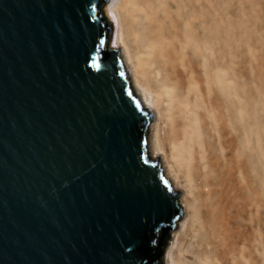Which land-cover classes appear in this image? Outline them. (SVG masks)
Masks as SVG:
<instances>
[{
  "label": "water",
  "instance_id": "95a60500",
  "mask_svg": "<svg viewBox=\"0 0 264 264\" xmlns=\"http://www.w3.org/2000/svg\"><path fill=\"white\" fill-rule=\"evenodd\" d=\"M108 0H0V264H159L181 190Z\"/></svg>",
  "mask_w": 264,
  "mask_h": 264
},
{
  "label": "bare ground",
  "instance_id": "6f19581e",
  "mask_svg": "<svg viewBox=\"0 0 264 264\" xmlns=\"http://www.w3.org/2000/svg\"><path fill=\"white\" fill-rule=\"evenodd\" d=\"M103 12L114 23L111 45L120 46L134 94L155 113L148 124L147 153L161 155L163 175L174 188L184 189L178 197L184 219L162 264H241L239 252H244L231 226L232 213L254 209L252 155L236 153L237 134L225 135V111L234 99L225 100L221 74L209 75L206 46L198 49L189 39L199 20L191 17L188 27L182 21L159 22V0H108ZM114 13L120 18L114 20ZM197 221L205 237L193 236V246L178 257L183 235L198 230ZM247 255L254 264L251 248Z\"/></svg>",
  "mask_w": 264,
  "mask_h": 264
},
{
  "label": "rangeland",
  "instance_id": "374dc122",
  "mask_svg": "<svg viewBox=\"0 0 264 264\" xmlns=\"http://www.w3.org/2000/svg\"><path fill=\"white\" fill-rule=\"evenodd\" d=\"M202 15H205L204 20ZM191 17L200 24L189 39L198 49L206 46L209 75L213 78L221 74L225 81L221 87L225 100L234 99L232 109L225 111V135L237 134L236 153L246 151L252 155L254 209L246 206L242 212L232 213L231 226L238 232V247L244 252H239L241 264H251L247 255L249 248L254 264H264V0H159V22L182 21L183 26L188 27ZM115 18L120 16L114 13L113 19L117 20ZM183 26H180L181 34ZM235 93L240 96L235 97ZM215 125L212 133L216 138L220 130L218 123ZM178 189L184 191L182 187ZM183 219L184 212L167 238L163 255ZM196 224L198 230L183 235L178 257L193 246V236L205 237L200 221ZM209 258H213L212 255Z\"/></svg>",
  "mask_w": 264,
  "mask_h": 264
}]
</instances>
